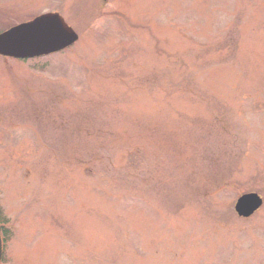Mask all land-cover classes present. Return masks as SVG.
<instances>
[{
    "label": "rangeland",
    "instance_id": "1",
    "mask_svg": "<svg viewBox=\"0 0 264 264\" xmlns=\"http://www.w3.org/2000/svg\"><path fill=\"white\" fill-rule=\"evenodd\" d=\"M103 1L0 57L2 264H264V0Z\"/></svg>",
    "mask_w": 264,
    "mask_h": 264
},
{
    "label": "water",
    "instance_id": "2",
    "mask_svg": "<svg viewBox=\"0 0 264 264\" xmlns=\"http://www.w3.org/2000/svg\"><path fill=\"white\" fill-rule=\"evenodd\" d=\"M79 38L59 13H47L16 25L0 33V55L12 58H35L62 51ZM263 204L257 192L241 195L235 204L236 212L243 217L251 216ZM3 239L0 231V263Z\"/></svg>",
    "mask_w": 264,
    "mask_h": 264
},
{
    "label": "flooded vegetation",
    "instance_id": "3",
    "mask_svg": "<svg viewBox=\"0 0 264 264\" xmlns=\"http://www.w3.org/2000/svg\"><path fill=\"white\" fill-rule=\"evenodd\" d=\"M51 1L52 0H0V14L4 16L9 13H14L17 11H24V12L28 11V12L36 13L35 16H31L25 20L14 23L13 25L7 27L8 29L21 22L31 20L32 18L36 17V15L49 13V12L61 13V11H59L57 8L58 6L57 7L55 6V8H53ZM103 2L108 3L109 0H104Z\"/></svg>",
    "mask_w": 264,
    "mask_h": 264
},
{
    "label": "trees",
    "instance_id": "4",
    "mask_svg": "<svg viewBox=\"0 0 264 264\" xmlns=\"http://www.w3.org/2000/svg\"><path fill=\"white\" fill-rule=\"evenodd\" d=\"M2 211H1V208H0V215H2V213H1ZM5 220H7L6 218H5ZM6 223V222H5ZM6 227L5 226H3V231H4V236H5V238H4V242L6 243L7 241H8V235H7V232H6V229H5Z\"/></svg>",
    "mask_w": 264,
    "mask_h": 264
}]
</instances>
